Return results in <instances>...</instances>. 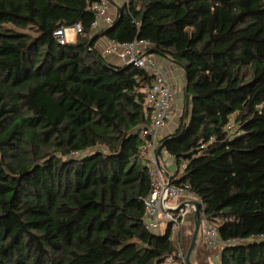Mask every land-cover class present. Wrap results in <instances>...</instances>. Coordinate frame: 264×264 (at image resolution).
Masks as SVG:
<instances>
[{
    "label": "trees",
    "instance_id": "16d2710c",
    "mask_svg": "<svg viewBox=\"0 0 264 264\" xmlns=\"http://www.w3.org/2000/svg\"><path fill=\"white\" fill-rule=\"evenodd\" d=\"M91 1L0 0V264H161L189 250L190 236L145 226L154 76L109 63L102 37L149 41L189 79V115L161 142L171 181L224 242L203 243L201 264H264V0H131L100 29ZM76 24L60 43L55 30Z\"/></svg>",
    "mask_w": 264,
    "mask_h": 264
},
{
    "label": "built area",
    "instance_id": "2783aa9c",
    "mask_svg": "<svg viewBox=\"0 0 264 264\" xmlns=\"http://www.w3.org/2000/svg\"><path fill=\"white\" fill-rule=\"evenodd\" d=\"M131 0H92L91 9L96 13V20L93 23V28L100 29L111 26L119 16V8L123 5L129 4ZM113 4L114 7H110ZM114 11L111 13L110 9ZM81 31L80 24L72 27H60L55 30V37L57 40L65 44L73 41L74 37ZM108 40L107 50L119 57L125 64L132 63L146 69L151 75L154 76L153 84L147 88V105L152 109L151 124L143 130V136L146 137V142L143 145L144 150L149 155L148 165L150 167L151 175V189L145 199V226L153 233H165L170 226L173 231L180 230V225L188 212V208L183 206L177 210L163 209V202L166 201L167 206L177 204L181 196L196 197L191 191L189 186H183L171 181L168 184L166 164L162 162V156L166 159L172 160L171 162L178 168L174 156L163 148L160 153V162L157 161L155 155L158 146L162 143L164 128L168 125V121L173 115V105L175 99V87L167 79L164 67L158 63L155 56L149 55V50L152 45L149 41L137 39L131 42L117 43L115 40ZM175 170V172H176ZM170 174V177L174 174ZM167 223L164 228L163 223ZM203 243L206 247H222L224 242L220 239L219 232L216 226L206 217H203L202 223ZM179 260L173 256H167L165 261L161 264H187L186 255L181 249L178 252ZM214 264H220V255L214 257Z\"/></svg>",
    "mask_w": 264,
    "mask_h": 264
},
{
    "label": "water",
    "instance_id": "95a60500",
    "mask_svg": "<svg viewBox=\"0 0 264 264\" xmlns=\"http://www.w3.org/2000/svg\"><path fill=\"white\" fill-rule=\"evenodd\" d=\"M122 14L119 16L118 20L121 19ZM117 20V21H118ZM116 21V23H117ZM114 23L112 27L116 25ZM186 96H187V101H186V106H185V113H186V118L188 117L189 113V95H188V84H189V79L186 75ZM165 146V142H162L158 146V150L156 152V159L158 162H160V153L162 152V149ZM168 179V186L171 185V177L170 174L168 173L167 175ZM187 207L188 212L185 214V217L182 221V227L184 228H190L191 227V232H192V237H191V242L188 247V252L186 254V261L187 264H201L203 260H199V247L202 244L201 242L203 241V231H202V223H203V201L200 200L198 197H186V196H181L180 199L178 200L177 204H174L173 206H167L166 201L164 200L163 202V209L165 211L167 210H177L180 207Z\"/></svg>",
    "mask_w": 264,
    "mask_h": 264
},
{
    "label": "crops",
    "instance_id": "0c3cea01",
    "mask_svg": "<svg viewBox=\"0 0 264 264\" xmlns=\"http://www.w3.org/2000/svg\"><path fill=\"white\" fill-rule=\"evenodd\" d=\"M113 11L114 10L111 8L110 12L112 13ZM107 45H108V40L106 37H102L96 43V47L104 54L106 60L109 63L117 65V66L124 65L125 63L119 57H117V55H115L112 52L111 53L108 52ZM153 55L155 56L158 63H160L164 67L167 79L174 85L176 89L179 90L181 87V82H182L181 78L184 76V71L181 68V66L177 64L176 62H173L171 59H168L157 53H153ZM169 128H170V123L163 129L164 130L163 136L167 135ZM171 161L172 160L169 159L164 164H166V167L169 173L173 174L175 173L176 167Z\"/></svg>",
    "mask_w": 264,
    "mask_h": 264
},
{
    "label": "rangeland",
    "instance_id": "374dc122",
    "mask_svg": "<svg viewBox=\"0 0 264 264\" xmlns=\"http://www.w3.org/2000/svg\"><path fill=\"white\" fill-rule=\"evenodd\" d=\"M117 1V0H115ZM121 1V0H118ZM110 7H114L113 4H110ZM30 32V31H29ZM77 35L74 37V40H76ZM182 68V67H181ZM183 69V68H182ZM184 71V70H183ZM182 82H181V87L180 89H176L175 88V99H174V105H173V115L171 116V118L168 121V125L170 123V128L168 129V134H171L172 132L176 131L177 127L181 124L182 122V117H183V112L185 110V85H186V79L184 78V76L181 78ZM168 159L164 158L162 156V162L166 163ZM167 226V223H163V227L165 228ZM174 235L178 236H190L192 237V232H191V227L190 228H184L182 227V224L180 225V230L178 231H173ZM203 244V241L201 242ZM201 244V245H202ZM190 245V244H189ZM200 245V247H201Z\"/></svg>",
    "mask_w": 264,
    "mask_h": 264
}]
</instances>
